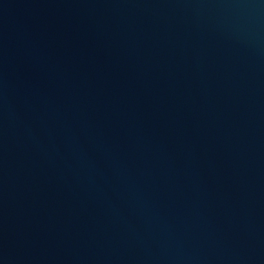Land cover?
Instances as JSON below:
<instances>
[{
	"label": "water",
	"instance_id": "1",
	"mask_svg": "<svg viewBox=\"0 0 264 264\" xmlns=\"http://www.w3.org/2000/svg\"><path fill=\"white\" fill-rule=\"evenodd\" d=\"M0 264H264V0H0Z\"/></svg>",
	"mask_w": 264,
	"mask_h": 264
}]
</instances>
